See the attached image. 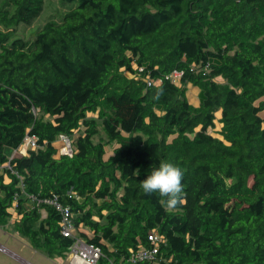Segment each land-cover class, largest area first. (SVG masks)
<instances>
[{
    "label": "trees",
    "instance_id": "trees-1",
    "mask_svg": "<svg viewBox=\"0 0 264 264\" xmlns=\"http://www.w3.org/2000/svg\"><path fill=\"white\" fill-rule=\"evenodd\" d=\"M60 2L28 39L46 0H0V228L66 258L76 238L48 199L98 264H132L153 231L157 261L138 264H264V0ZM161 161L183 172L172 207L140 188Z\"/></svg>",
    "mask_w": 264,
    "mask_h": 264
},
{
    "label": "rangeland",
    "instance_id": "rangeland-1",
    "mask_svg": "<svg viewBox=\"0 0 264 264\" xmlns=\"http://www.w3.org/2000/svg\"><path fill=\"white\" fill-rule=\"evenodd\" d=\"M73 5L66 4L63 6L60 0H46L45 9L41 15L31 24H21L18 28V34L25 38L31 39L32 33H35L39 28L44 25L49 19L59 21V17L69 10ZM221 80V79H219ZM188 99L192 104H200V91L197 87L188 85ZM192 88L194 89L192 91ZM193 92V95H191ZM92 116V115H90ZM221 111L216 113L215 127L209 129V133L215 137L222 138L220 135L222 124L220 123ZM58 150L62 146V142L59 140L55 143ZM114 146H108L107 156L112 153ZM7 154L13 156L14 150L7 148ZM74 253H68L66 258L56 257L54 259L48 258L46 255L33 249L28 241L19 236L13 229L12 224H9L6 228H0V264H73L72 260Z\"/></svg>",
    "mask_w": 264,
    "mask_h": 264
},
{
    "label": "built area",
    "instance_id": "built-area-1",
    "mask_svg": "<svg viewBox=\"0 0 264 264\" xmlns=\"http://www.w3.org/2000/svg\"><path fill=\"white\" fill-rule=\"evenodd\" d=\"M183 73L179 71H174L171 75L167 77L168 80L175 84H180ZM151 84V82H149ZM59 141L62 142V146L59 150L61 155L73 154L72 144L70 140L65 136H60ZM38 147L37 139L35 137L27 136L19 148V152L22 154H27L30 149H36ZM17 151H15L16 153ZM36 200V198H34ZM44 204H48L56 207L63 215L62 228L63 234L66 237H75V243L71 248L72 253H74L73 264H98L99 259L102 256L101 249L98 246L87 243L81 238L76 236V228L70 222L71 213L68 208H64L55 200H44ZM150 244L149 246L140 245L137 249H131L130 262L132 264H138L143 261L155 262L157 261V256L160 251L161 245L164 243V238L161 234L153 231L148 236Z\"/></svg>",
    "mask_w": 264,
    "mask_h": 264
},
{
    "label": "clouds",
    "instance_id": "clouds-1",
    "mask_svg": "<svg viewBox=\"0 0 264 264\" xmlns=\"http://www.w3.org/2000/svg\"><path fill=\"white\" fill-rule=\"evenodd\" d=\"M15 155V154H14ZM182 169L170 161H161L140 183L144 194L159 193L167 206H175L182 198Z\"/></svg>",
    "mask_w": 264,
    "mask_h": 264
},
{
    "label": "crops",
    "instance_id": "crops-1",
    "mask_svg": "<svg viewBox=\"0 0 264 264\" xmlns=\"http://www.w3.org/2000/svg\"><path fill=\"white\" fill-rule=\"evenodd\" d=\"M192 86V85H191ZM192 87H194V86H192ZM189 89V88H188ZM194 89L192 88V91H193ZM198 91H200L199 89H198ZM188 94V93H187ZM191 95H193V92H192V94ZM194 96V95H193ZM195 97V96H194ZM193 105H195V106H198V105H196V104H193Z\"/></svg>",
    "mask_w": 264,
    "mask_h": 264
}]
</instances>
